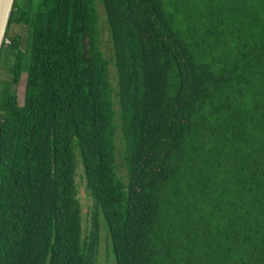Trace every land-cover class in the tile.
Wrapping results in <instances>:
<instances>
[{"label":"trees","instance_id":"16d2710c","mask_svg":"<svg viewBox=\"0 0 264 264\" xmlns=\"http://www.w3.org/2000/svg\"><path fill=\"white\" fill-rule=\"evenodd\" d=\"M99 2L126 175L96 0H14L0 264H95L99 215L116 264H264V0ZM76 150L94 205L85 241Z\"/></svg>","mask_w":264,"mask_h":264},{"label":"rangeland","instance_id":"374dc122","mask_svg":"<svg viewBox=\"0 0 264 264\" xmlns=\"http://www.w3.org/2000/svg\"><path fill=\"white\" fill-rule=\"evenodd\" d=\"M96 9L99 16V29L101 36V48L105 58L109 64V76L110 82L114 89V108L116 111V135H115V145H116V163L119 175L124 178L126 175V167L124 162V142L120 129V120H119V106L115 96V91L117 88V75L114 65V53L112 49L110 32L107 26L105 19V13L103 6L96 0ZM18 33L21 36V50L26 49L27 40L29 36L28 27L25 25L18 26ZM4 43H9V40H6ZM7 50L4 52L6 53ZM26 62V60H25ZM11 75L5 69L0 70V81L10 79ZM24 83L20 81L17 85L12 87V92L17 96L18 102L22 104L24 98ZM75 164H76V177L75 183L77 188V197L81 205V222H82V231H83V241H85L91 234L92 221H93V200L88 192L84 168L81 161V156L78 150L75 151ZM99 223V235H98V246H97V257L95 264H116L115 255L111 250L109 242V232L107 224L105 223L101 215L98 216Z\"/></svg>","mask_w":264,"mask_h":264},{"label":"water","instance_id":"95a60500","mask_svg":"<svg viewBox=\"0 0 264 264\" xmlns=\"http://www.w3.org/2000/svg\"><path fill=\"white\" fill-rule=\"evenodd\" d=\"M14 7V0H0V54L5 42L7 27Z\"/></svg>","mask_w":264,"mask_h":264},{"label":"built area","instance_id":"2783aa9c","mask_svg":"<svg viewBox=\"0 0 264 264\" xmlns=\"http://www.w3.org/2000/svg\"><path fill=\"white\" fill-rule=\"evenodd\" d=\"M5 42H6V39H5Z\"/></svg>","mask_w":264,"mask_h":264}]
</instances>
